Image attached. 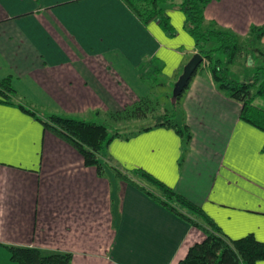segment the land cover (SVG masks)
<instances>
[{
	"label": "crops",
	"instance_id": "0c3cea01",
	"mask_svg": "<svg viewBox=\"0 0 264 264\" xmlns=\"http://www.w3.org/2000/svg\"><path fill=\"white\" fill-rule=\"evenodd\" d=\"M166 13L173 37L155 21L144 26L122 0H0V78L12 76L35 111L0 101V264H16L10 245L69 252L73 264H174L204 239L113 169L86 166L38 119L135 103L147 94L142 73L150 69L141 66L151 58L171 78L196 50L183 13ZM204 17L245 38L264 26V0H212ZM182 107L192 138L181 165L182 140L167 127L114 139L111 164L147 171L229 238L264 242V132L240 118L241 103L206 68Z\"/></svg>",
	"mask_w": 264,
	"mask_h": 264
},
{
	"label": "trees",
	"instance_id": "16d2710c",
	"mask_svg": "<svg viewBox=\"0 0 264 264\" xmlns=\"http://www.w3.org/2000/svg\"><path fill=\"white\" fill-rule=\"evenodd\" d=\"M211 1L122 0L144 26L155 21L170 37L175 36L176 29L166 9L172 7L183 13V29L193 38L195 50L203 61L181 92L177 93L175 86L190 59L171 78H166L162 76L161 68L153 65L155 60L151 58L141 66L143 70L150 69L149 92L135 103L117 111L94 110L86 118L52 113L46 119H38L45 128L71 144L86 166H94L100 175L105 169H113L121 179L134 184L158 204L204 233V239L191 246L185 257L174 264H259L264 261V242L253 234L238 239L229 238L200 206L143 169L118 170L107 155L109 144L116 138L129 139L155 127H167L174 129L182 140L181 165L192 138L182 103L191 80L204 65V60L217 89L241 103L240 118L264 132V65L255 68L248 77H230V66L236 58L248 50L252 52L254 47L236 33L219 27L214 21L205 20L204 9ZM248 35H255L260 40L264 35V26H252ZM12 83V76L0 78V101L16 103L35 115L32 105L19 97ZM156 85L161 87L158 92L153 90ZM257 100L261 104L256 103ZM160 108L161 112L158 111ZM103 115L107 119L101 118ZM148 120L153 123H145ZM7 249L11 260L17 264H73L69 252H46L35 247L15 245L7 246Z\"/></svg>",
	"mask_w": 264,
	"mask_h": 264
},
{
	"label": "rangeland",
	"instance_id": "374dc122",
	"mask_svg": "<svg viewBox=\"0 0 264 264\" xmlns=\"http://www.w3.org/2000/svg\"><path fill=\"white\" fill-rule=\"evenodd\" d=\"M243 40L249 42V45L253 46L254 49L252 50V52H249V50L247 52H243L241 55H239L234 64H232L230 66V77L232 78H244V77H248L250 74L253 73L254 69L257 68L260 65H264V43H262L259 39H257L255 37V35H248L247 37L243 38ZM197 53V52H196ZM207 61L204 60V65L202 66V68H206L207 67ZM207 69V68H206ZM150 72L148 70H144L142 73L143 76V82L145 83V85L147 86V93L149 92V83H150ZM161 83V82H158ZM157 83V84H158ZM159 85H156L155 88H153V90L155 91H160L161 87L159 88ZM256 103L261 104L260 101H256ZM126 107V106H125ZM102 111V110H101ZM107 111H117V110H107ZM159 112L162 111V109L160 108L158 110ZM91 112L90 111L86 117H90L91 116ZM105 112V111H103ZM93 116V115H92ZM101 118H106V116L104 117L101 116ZM145 123L147 124H152L153 121L152 120H148ZM137 124V123H135ZM140 124V123H138ZM16 263V262H15ZM17 264V263H16Z\"/></svg>",
	"mask_w": 264,
	"mask_h": 264
},
{
	"label": "water",
	"instance_id": "95a60500",
	"mask_svg": "<svg viewBox=\"0 0 264 264\" xmlns=\"http://www.w3.org/2000/svg\"><path fill=\"white\" fill-rule=\"evenodd\" d=\"M203 61V57L196 53L193 57L187 62V64L183 68L182 74L179 76L175 90L177 93L181 92L188 81L191 79L192 75L194 74L195 70L199 66V64Z\"/></svg>",
	"mask_w": 264,
	"mask_h": 264
}]
</instances>
